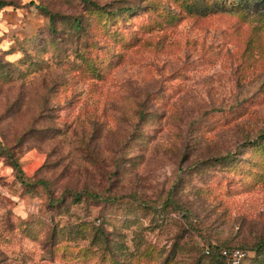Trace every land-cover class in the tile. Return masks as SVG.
Returning a JSON list of instances; mask_svg holds the SVG:
<instances>
[{"label":"rangeland","instance_id":"1","mask_svg":"<svg viewBox=\"0 0 264 264\" xmlns=\"http://www.w3.org/2000/svg\"><path fill=\"white\" fill-rule=\"evenodd\" d=\"M4 1L0 142L24 173L54 197L172 190L196 229L171 206L50 205L0 151V264H227L206 249L264 241V0Z\"/></svg>","mask_w":264,"mask_h":264},{"label":"trees","instance_id":"2","mask_svg":"<svg viewBox=\"0 0 264 264\" xmlns=\"http://www.w3.org/2000/svg\"><path fill=\"white\" fill-rule=\"evenodd\" d=\"M84 1H87L98 12H102L106 15H113V14L118 15L117 12H115V11L110 12V10H107L103 6H99V4H97L94 1H91V0H84ZM244 1H247V0H244ZM7 4H10V2L0 0V8H2L3 6H5ZM25 5L26 6L33 5L35 8L43 9L45 12H47L50 22H52L56 19V14L54 12H51L50 10H48L47 8H45L44 6H42L40 4H36L33 1H29ZM130 11H131V8H129V7H124V9H123L124 13L130 12ZM70 26L73 29L80 30L81 27L84 26V24L82 23L81 17L75 16L70 21ZM249 145L250 146H258L259 148L264 147V128L262 129L261 133L258 135V137L256 139L249 142ZM0 151L3 154H5L10 166L13 168L17 181L22 186L27 187V189H31L34 185L39 184L43 188L44 193L47 197V201L50 205H58L59 203L64 201V199H66L67 197H71L74 200H80V198L84 197V198H89L92 201L103 202V203H107V204H111V205H118V206H123V205H125V203L127 201H131L134 203L142 204L143 206H146L151 210H163L167 206H171V207L175 208L176 210H179L183 213V217L185 218L187 223L190 225L191 229H193V230L196 229L194 227V224H193L192 214L183 206L182 203H180L176 198H174V196L172 194V190L169 191L166 199L164 201H162L161 203H157L153 199L145 198L136 192H130L128 194H121V195H113V194H110V193L105 192V191L96 192V191H93L90 189H86V190H72V189L63 190L58 197H54L52 195L50 189H49V182L45 179H42V178L33 179L31 176H27L24 173L23 169L21 168L18 157L14 156L13 153L1 142H0ZM192 227H194V228H192ZM101 230H102V228H101ZM221 249H222L221 247H214V248L208 247V250H209L208 254L211 255L212 257L216 258V259L220 258L224 262L227 263V260L221 255V252H220ZM240 249L244 250L247 253H248V250L260 251V250L264 249V241H259V242L255 243L254 245H252L246 249H244V248H240ZM246 256H247V254H246ZM243 260H244V258H243ZM242 261H241V263H242Z\"/></svg>","mask_w":264,"mask_h":264},{"label":"built area","instance_id":"3","mask_svg":"<svg viewBox=\"0 0 264 264\" xmlns=\"http://www.w3.org/2000/svg\"><path fill=\"white\" fill-rule=\"evenodd\" d=\"M208 248L206 252H208ZM221 255L227 260L228 264H240L246 255V252L240 248H222Z\"/></svg>","mask_w":264,"mask_h":264}]
</instances>
